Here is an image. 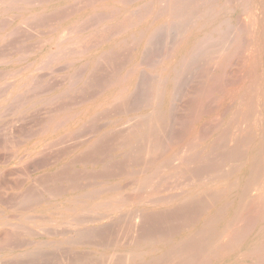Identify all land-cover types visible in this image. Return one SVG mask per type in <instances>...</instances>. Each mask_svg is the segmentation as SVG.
Instances as JSON below:
<instances>
[{
	"label": "rangeland",
	"instance_id": "rangeland-1",
	"mask_svg": "<svg viewBox=\"0 0 264 264\" xmlns=\"http://www.w3.org/2000/svg\"><path fill=\"white\" fill-rule=\"evenodd\" d=\"M263 38L264 0H0V264H264Z\"/></svg>",
	"mask_w": 264,
	"mask_h": 264
},
{
	"label": "bare ground",
	"instance_id": "bare-ground-1",
	"mask_svg": "<svg viewBox=\"0 0 264 264\" xmlns=\"http://www.w3.org/2000/svg\"><path fill=\"white\" fill-rule=\"evenodd\" d=\"M253 3H254V2H253ZM247 5H248V4H247ZM70 6H71V5H70ZM85 6H86V5H85ZM91 6H92V5H91ZM74 11H75V10H74ZM247 11H248V10H247ZM247 11H245V12H247ZM75 12H76V11H75ZM247 13H248V12H247ZM55 14H56V13H55ZM244 14H245V13H244ZM249 14H250V13H249ZM66 15H67V14H66ZM247 16H248V15H247ZM250 16H251V14H250ZM250 16H248V17H250ZM177 17H178V16H177ZM245 17H246V15H245ZM253 17H254V16H253ZM56 19H57V18H56ZM244 19H245V18H244ZM249 19H250V18H249ZM249 19H248V20H249ZM251 19H252V18H251ZM241 21H242V20H241ZM254 21H255V20H254ZM254 21H253V22H254ZM226 22H228V21H226ZM247 22H248V24H249V21H246V23H247ZM251 22H252V21H251ZM224 23H225V21H224ZM248 24H247V25H248ZM251 25H252V24H251ZM251 25H249V27H250L249 29H253V28H254L253 26H252V27H253V28H252ZM237 29H238V28H237ZM200 31H201V30H200ZM244 31H245V30H244ZM72 32H73V31H72ZM72 32H71V33H72ZM252 32H253V31H252ZM65 33H67V32H65ZM68 33H70V31H68ZM253 33H254V32H253ZM63 35H64V34H63ZM65 35L67 36V34H65ZM70 35H71V34H70ZM72 35H75L74 32H73ZM205 35H206V34H205ZM251 35H252V34H251ZM68 36H69V35H68ZM61 37H62V36H61ZM63 37H65V36H63ZM253 37H254V36H252V38H253ZM59 38H60V37H59ZM70 38H71V37H70ZM256 38H257V37H256ZM60 39H61V38H60ZM60 39H59V40H60ZM64 39H66V38H64ZM74 39H75V38H74ZM203 39H204V38H203ZM222 39H223V38H222ZM263 39H264V38H263ZM254 40H255V38H254ZM70 41H71V40H70ZM201 41H202V39H201ZM59 42H61V41H59ZM65 42H67V41H65ZM65 42H63V43H65ZM202 42H203V41H202ZM81 43H82V42H81ZM217 43H218V42H217ZM225 43H226V42H225ZM254 43H255V41H254ZM254 43H253V44H254ZM198 44H199V43H198ZM198 44L196 43V46H197ZM202 44H203V43H202ZM263 44H264V43H263ZM57 45H58V44H57ZM199 45H200V44H199ZM69 46H70V45H69ZM69 46H68V47H69ZM71 46H72V45H71ZM259 46H260V45H259ZM262 46H263V45H262ZM75 47H76V45H75ZM77 47H78V46H77ZM86 47H87V46H86ZM62 48H63V47H62ZM192 48H193V47H192ZM256 48H259V47H256ZM60 49H61V47H60ZM70 49H72V48L70 47ZM73 49H74V48H73ZM73 49H72V50H73ZM252 49H253V48H252ZM252 49H251V50H252ZM254 49H255V48H254ZM259 49H260V48H259ZM63 50L65 51V49H63ZM63 50H61V52H63ZM66 50H67V49H66ZM202 50H203V49H202ZM222 50H223V49H222ZM263 50H264V49H263ZM69 51H71V50H69ZM69 51H68V52H69ZM76 51H77V50H76ZM204 51H205V50H204ZM224 51H225V50H224ZM252 51H253V50H252ZM252 51H251V52H252ZM261 51H262V50H261ZM27 52H28V51H27ZM61 52H59V53H61ZM65 52H67V51H65ZM65 52H63V53H65ZM68 52H67V54H70V53H68ZM73 52H74V51H73ZM197 52H198V51H197ZM210 52H211V51H210ZM217 52H218V51H217ZM254 52L256 53V52H257V49H255ZM61 54H62V53H61ZM65 54H66V53H65ZM74 54H75V53H74ZM205 54H206V53H205ZM55 55H56V54H55ZM26 56H27V55H26ZM48 56H49V55H48ZM50 56H51V57H49V58H52V59L55 60V56H54V55H53L54 58L52 57V55H50ZM210 56H211V55H210ZM249 56H250V55H249ZM59 57H60V56H59ZM108 57H109V56H108ZM252 57H253V56H252ZM56 58L59 59L58 57H56ZM226 58H227V57H226ZM233 58H234V57H233ZM254 58H257V57H253V59H251L250 61H252V62H253V61L256 62ZM209 59H210V58H209ZM48 60H49V59H48ZM195 60H196V59H195ZM45 61H46V60H45ZM224 61H225V60H224ZM41 62H42V61H41ZM49 62H50V61H46V64H47V63L49 64ZM51 62H53V60H52ZM191 62H192V61H191ZM246 62L248 63V61H246ZM188 63H189V62H188ZM226 63H228V62H226ZM44 64H45V63H44ZM46 64H45V66H46ZM106 65H107V64H106ZM173 65H174V64H173ZM43 66H44V65H43ZM224 66H225V65H224ZM250 66H251V65H250ZM252 66H254V65L252 64ZM221 68H222V66H221L219 69H221ZM219 69H218V71H219ZM252 70H253V67H252ZM174 71H176V70H174ZM250 71H251V70H250ZM250 71H249V72H250ZM246 72H248V71H246ZM254 72H255V70H254ZM254 72L252 71L253 74H254ZM223 73H224V72H223ZM253 74H252V77H253ZM218 75H219V74H218ZM248 75H249V74H248ZM262 75H264V74H262ZM249 76L251 77V75H249ZM217 77H218V76H217ZM143 78H144V77H143ZM246 78H247V77H246ZM261 78H262V77H261ZM144 79H145V78H144ZM209 79H210V78H209ZM239 79H240V78H239ZM252 79H253V78H251V81H254V79H253V80H252ZM88 80H89V79H88ZM181 80H182V79H181ZM245 80H246V79H245ZM160 81H161V80H160ZM255 81H256V80H255ZM213 82H214V81H213ZM213 82H212V83H213ZM244 82H245V81H244ZM254 83L257 84L256 82H253L252 84L254 85ZM249 84H251V82H250ZM249 84H248V85H249ZM35 85H36V84H35ZM39 85H40V84H39ZM90 85H91V84H90ZM156 85H157V84H155V86H156ZM153 86H154V84H153ZM251 86H252V85H251ZM254 86H255V85H254ZM254 86H252V87H254ZM241 87H242V86H241ZM252 87H251L250 89H252ZM257 87H258V86H257ZM257 87H256V88H257ZM152 88H153V87H152ZM159 88H160V87H159ZM162 88H163V87H162ZM246 88H247V87H246ZM38 89H39V88H38ZM241 89H242V88H241ZM254 89H255V88H254ZM254 89H252V90H253V93L250 92V93H252V95H253V94L256 95V92H254V91H255ZM30 90H31V89H30ZM205 90H206V89H205ZM221 90H222V89H221ZM154 91H155V92H153L154 95L151 94V95H152V99H153V96H155L158 92H160L159 90H158L157 93H156V90H154ZM223 91H224V90H223ZM256 91H257V89H256ZM178 92H180V91H178ZM247 92L249 93V89H248ZM155 93H156V94H155ZM160 93H161V92H160ZM203 93H204V92H203ZM248 93H247V94H248ZM250 93H249V94H250ZM257 93H258V92H257ZM262 93H263V92H262ZM179 94H181V93H179ZM162 95H163V94H162ZM176 95H177V93H176ZM203 95H204V94H203ZM243 95H244V93H243ZM252 95H251V96H252ZM178 96H179V95H178ZM209 96H210V94H209ZM222 96H223V95H222ZM249 96H250V95H249ZM251 96H250V99L252 98L251 100H254L253 96H252V97H251ZM131 97H132V96H131ZM158 97H160V96H158V94H157V97L154 98L153 100H155V99H156V100H159V99H157ZM241 97H242V96H241ZM215 99H216V98H215ZM234 99H235V98H234ZM245 99H246V98H245ZM247 99H248V100H247L246 104H247L248 101H249V98H247ZM251 100H250V101H251ZM263 100H264V99H263ZM254 101H255V100H254ZM219 102H220V100H219ZM251 102H252V103H251ZM251 102H249V103L254 104L253 101H251ZM255 102H256V101H255ZM157 103H158V102H157ZM249 103L247 104L248 106H245V107H248L249 111L251 112V108H254V106L251 107V106H250L251 104L249 105ZM101 105H102V104H101ZM157 105H159V104H156V106H157ZM229 105H230V104H229ZM242 105H245V104H242V101H241V98H240V100H239L238 103H237V108H235V109H236V110H238V109L240 110V107H241ZM255 105H256V104H255ZM262 106H263V105H262ZM262 106H261V107H262ZM111 107H112V106H111ZM141 107H142V106H141ZM231 107H232V106H231ZM229 108H230V107H229ZM229 108H228L227 110H229ZM241 108H242V107H241ZM243 108H244V106H243ZM255 108H256V107H255ZM255 108H254V109H255ZM56 110H57V109H56ZM244 111H245V110H244ZM249 111H247L245 115H244V114L241 115L242 118H243V120H244L245 118H248V120L245 119V121H246L247 123H248V121L250 120V118H249V116H248V112H249ZM253 111H254V112H253ZM111 112H112V111H111ZM225 112H226V111H225ZM242 112H243V111H242ZM263 112H264V111H263ZM227 113H228V112H227ZM236 113H237V112H236ZM239 113H240V112L238 111V115H239ZM251 113H252V114L255 113V110L252 109V112H251ZM118 114H119V112H118ZM197 114H198V113H197ZM220 114H221V113H220ZM259 114H260V111H259ZM135 115H136V114H135ZM139 115H140V114H139ZM236 115H237V114H236ZM249 115H250V117H252L251 119L253 120V117L256 116L257 114H256V115L253 114L254 116H252L251 114H249ZM224 116H225V115H224ZM233 116H235V115L233 114L232 117H233ZM244 116H245V118H244ZM210 117H211V116H210ZM232 117H231V118H232ZM256 117H257V116H256ZM260 117H261V116H260ZM86 118H88V117H86ZM215 118H216V117H215ZM234 118H235V117H234ZM234 118H233V119H234ZM236 118H237V119L234 120L235 122L233 121V123H237L238 121H240V120H239L240 118H239V119H238V117H236ZM194 119H195V118H194ZM221 119H222V118H221ZM260 119H261V118H260ZM216 120H217V119H216ZM237 120H238V121H237ZM241 120H242V119H241ZM211 121H213V120H211ZM261 121H262V120H261ZM261 121H259V122H261ZM209 122H210V120H209ZM220 122H221V121H220ZM246 122H244V121L241 122L242 125H240V123H239V126H241V129H242L243 123H245L246 126L248 125ZM211 123L214 124L215 122H214V121H213V122H210V123L207 122L206 124H210V125H211ZM216 123H217V121H216ZM89 124H90V123H89ZM106 124H107V123H106ZM245 124H244V126H245ZM256 124H257V123H256ZM260 124H262V123H260ZM214 125H215V124H214ZM217 125H219V121H218ZM228 125H229V124H228ZM228 125H227V126H228ZM234 125L236 126V124H233L232 128L234 127ZM249 125H251V127H252V125H254V123L249 124ZM249 125H248V126H249ZM211 126H212V125H211ZM211 126H210V127H211ZM227 126H226V127H227ZM239 126H238V127H239ZM244 126H243V127H244ZM246 126H245V128L249 129L248 126H247V127H246ZM217 127H219V126H217ZM238 127H236V128H238ZM251 127H250V128H251ZM253 127H254V126H253ZM228 128H230V127H228ZM228 128H227V129H228ZM257 128H258V126H257ZM263 128H264V127H261V129H263ZM209 129H210V128H209ZM211 129H212V128H211ZM211 129H210V130H211ZM225 129H226V128H225ZM233 129H234V131H235V127H234ZM259 129H260V128H259ZM259 129H258V130H259ZM154 130H155V129H154ZM156 130H157V129H156ZM210 130H209V131H210ZM214 130H215V129H214ZM243 130H244V129H243ZM249 130H251V129H249ZM258 130H257V131H258ZM119 131H120V130H119ZM152 131H153V130H152ZM215 131H216V130H215ZM234 131H233V132H234ZM211 132H213V130H212ZM211 132H210V134H211ZM251 132H252V131H251ZM254 133H255V132H254ZM210 134H208V135L210 136ZM157 135H158V134H157ZM249 135H250V134H249ZM225 136H226V135H225ZM230 136H231V135H230ZM255 136H257V135L255 134ZM260 136H261V134H260ZM260 136L258 135L257 137H260ZM105 137H106V136H105ZM119 137H120V136H119ZM158 137H159V136H158ZM234 137H235V136H234ZM241 137H242V136H241ZM148 138H149V137H148ZM151 138H152V136H151ZM230 138H231V137H230ZM253 138H254V137H253ZM96 139H97V138H96ZM220 139H221V138H220ZM226 139H227V137H226ZM241 139H242V138H241ZM255 139L257 140V138H255ZM160 141H161V140H160ZM232 141H233V140H232ZM262 141H263V140H262ZM97 142H98V141H97ZM66 143H67V142H66ZM95 143H96V142H95ZM234 143H235V142H234ZM253 143H254V142H253ZM253 143H252V144H253ZM187 144H189V143H187ZM226 144H227V143H226ZM87 145H91V144H87ZM87 145H86V146H87ZM91 146H92V145H91ZM91 146H90V147H91ZM184 146H185V145H184ZM184 146H181V147H184ZM262 146H263V145H261V148L264 147V146H263V147H262ZM55 148H56V147H55ZM88 148H89V146H88ZM136 148H137V147H136ZM186 148H187V147H186ZM186 148H182V149H184V151L182 150L183 153H185V149H186ZM155 149H156V148H155ZM159 149H160V147H159ZM170 149H171V148H170ZM243 149H244V148H243ZM248 149H249V148H248ZM179 150H181V149H179ZM217 150H218V149H217ZM260 150H261V149H260ZM142 151H143V150H142ZM175 153H176V152H175ZM180 153H181V152H180ZM180 153H179V154H180ZM263 153H264V152H263ZM55 154H56V153H55ZM176 154H178V152H177ZM179 154H178V155H179ZM181 154H182V153H181ZM181 154H180V155H181ZM185 154H187V153H185ZM185 154H184V155H185ZM228 154H229V153H228ZM240 154H241V153H240ZM158 155H159V154H158ZM61 156H62V154H61ZM172 156L174 157V158H173L174 161H173V160H172V161H173V162H176V161H177V159H175L176 157H175L174 155H172ZM45 157H46V156H45ZM181 157H182V160H183V155H181ZM224 157H225V156H224ZM179 158H180V156H179ZM222 158H223V157H222ZM244 158H245V156H244ZM42 159H43V158H42ZM170 160H171V158H170ZM179 160H181V158L178 159V161H179ZM215 161H216V160H215ZM168 162H169V161H168ZM170 162H171V161H170ZM183 162H184V161H183ZM222 163H223V162H222ZM258 163H259V162H258ZM167 164H168V163H167ZM170 164H173V163H170ZM191 164H192V163H191ZM218 164H219V163H218ZM164 165H166V164H164ZM175 165H176V164H175ZM198 167H199V166H198ZM198 167H197V168H198ZM214 167H215V166H214ZM163 168H164V167H163ZM199 168H200V167H199ZM233 168H234V167H233ZM154 169H155V168H154ZM164 169H165V168H164ZM170 169H171V168H170ZM27 170H28V169H27ZM168 170H169V169H168ZM215 170H216V169H215ZM201 171H202V170H201ZM203 171H204V170H203ZM78 172H79V171H78ZM159 172H160V171H159ZM164 172H165V171H164ZM196 172H197V171H196ZM231 174H232V172H231ZM193 175H194V173H193ZM209 176H210V175H209ZM166 177H167V176H166ZM106 179H107V178H106ZM263 179H264V178H263ZM143 180H144V179H143ZM254 180H255V179H254ZM259 180H260V181H259ZM261 180H262V178H260V179L257 178V182H256V183H258V182H261V183L264 182L263 180H262V181H261ZM34 181H35V180H34ZM49 182H50V181H49ZM54 182H55V181H54ZM236 182H237V181H236ZM236 182H235V183H236ZM145 183H146V182H145ZM195 183H196V182H195ZM256 183L254 182V185H255V189H254V190H257L258 193H256V191H255L256 195H255V196L253 195L255 198H254V197L252 198V200H253L252 202H253V203L256 202V203H258V205H259L260 203H262V206H263V205H264V192H263L262 190H264V184H261V183H260V184L256 185ZM47 184H48V183H47ZM129 184H130V183H129ZM249 184H250V183H249ZM130 185H131V184H130ZM147 185H148V184H147ZM149 185H150V184H149ZM222 185H224V184H222ZM230 185H232V184H230ZM251 185H253V183H252ZM254 185H253V187H254ZM17 186H18V185H17ZM235 186H236V185H235ZM240 186H241V185H240ZM125 187H126V185H125ZM125 187H123V188L125 189ZM127 187H129L128 184H127ZM150 187H151V186H150ZM229 187H231L230 189H234V188H236V187L232 188V186H228V188H229ZM147 188H148V187H147ZM166 188H167V187H166ZM225 189H226V190H225ZM225 189L223 188L222 191L220 190V191H221L220 193L223 194V192H224L223 190H225V192H226V191H227V188H225ZM115 190H116V189H115ZM121 190H123V189H121ZM151 190H152V189H151ZM163 190H164V189H163ZM228 190H229V189H228ZM247 190H248V189H247ZM229 191H230V190H229ZM231 191H232V190H231ZM233 191H234V190H233ZM252 191H253V190H252ZM106 192H107V191H106ZM108 192H109V191H108ZM115 192H117V191H115ZM262 192H263V193H262ZM87 193H88V192H87ZM87 193H86V194H87ZM112 193H113V192H112ZM107 194H108V193H107ZM115 194H116V193H115ZM229 194H230V193H229ZM250 194H251V191H250V193H249L248 195L250 196ZM244 195L247 196V194H244ZM251 195H252V194H251ZM82 196H83V194H82ZM86 196H87V195H86ZM174 196H175V195H174ZM223 196H224V195H223ZM249 196H247V197H249ZM84 197H85V195H84ZM134 197H135V196H134ZM176 197H178V196H176ZM221 197H222V196H221ZM240 197H241V196H240ZM240 197H239V198H240ZM251 197H252V196L249 197V200H251V199H250ZM77 198H79V197H77ZM80 198H81V197H80ZM239 198H238V199H239ZM242 198H243V196H242ZM51 199H52V198H51ZM64 199H65V198H64ZM75 199H76V198H75ZM96 199H97V198H96ZM108 199H109V198H108ZM159 199H160V198H159ZM245 199H247V198L245 197ZM245 199H244V200H245ZM3 200H4V199H3ZM70 200H71V199H70ZM90 200H91V199H90ZM94 200H95V199H94ZM114 201H115V200H114ZM136 201H137V200H136ZM138 201H139V200H138ZM242 201H243V199H242ZM242 201L240 200V202H239V204L237 205V207L243 205V204H242ZM72 202H73V201H72ZM110 202H111V201H110ZM246 202H247V201H246ZM252 202H251V203H252ZM76 203H77V202H76ZM80 203H81V202H80ZM80 203H79V204H80ZM84 203H85V202H84ZM91 203H92V202H91ZM91 203H90V204H91ZM102 203H103V202H102ZM105 203H106V202H105ZM112 203H114L113 200H112ZM240 203H241L242 205H241ZM243 203H245V201H244ZM247 203H248V202H247ZM249 203H250V201H249ZM249 203H248V204H249ZM253 203H252V204H253ZM81 204H82V203H81ZM248 204L246 205V203H245L243 207H245V206L247 207ZM252 204H251V205L249 204L250 207H252ZM73 205H74V204H73ZM77 205H78V203H77ZM82 205H83V204H82ZM85 205H86V203H85ZM93 205H94V204H93ZM97 205H98V204H97ZM97 205H96V206H97ZM102 205H104V203H103ZM105 205H106V204H105ZM105 205L103 206V208L105 207ZM109 205H111V203H110ZM255 205H256V204H255ZM255 205L253 204V207H252L253 209H254V208L257 209V206H258V205H256V207H255ZM107 206H108V205H107ZM116 206H117V205H116ZM223 206H224V205H223ZM259 206L261 207V204H260ZM259 206H258V207H259ZM91 207H92V206H91ZM91 207H90V208H91ZM93 207H94V206H93ZM97 207H99V206H97ZM100 207L102 208V206H100ZM227 207H228V206H227ZM243 207H242V208H243ZM90 208H89V209H90ZM110 208H111V207H110ZM118 208H119V207H118ZM221 208H222V207H221ZM252 208H251V209H252ZM262 208H264V206H263ZM82 209H83V208H82ZM99 209H100V208H99ZM112 209H113V208H112ZM239 209H240V208L238 207V210H239ZM85 210H86V209H85ZM95 210H97V209L95 208ZM105 210H106V209H105ZM109 210H110V209H109ZM238 210H237V212H239ZM243 210H245V208H244ZM97 211H98V210H97ZM97 211H96V213H97ZM114 211H115V209H114ZM249 211H250V210H249ZM254 211H256V210L254 209ZM262 211H264V209H263ZM76 212H77V210H76L74 213H76ZM93 212H94V211H93ZM93 212H90V213H93ZM101 212H102V211H101ZM107 212H108V211H107ZM109 212H110V211H109ZM112 212H113V211H112ZM163 212H164V211H163ZM234 212H235V211H234ZM246 212H247V211H246ZM256 212H259V211H256ZM74 213H73V214H74ZM77 213H78V212H77ZM94 213H95V212H94ZM240 213H242V216H243V213H244V212H241V209H240ZM62 214H63V213H62ZM67 214H68V213H66V215H67ZM70 214H72V213H70ZM244 214H245V213H244ZM261 214H262V213H261ZM239 215H240V214H239ZM247 215H248V212H247V214L245 215V218H246ZM250 215H251V216H254V215L256 216V214H254V215L250 214ZM234 216H236V213L234 214ZM234 216H233V217H234ZM251 216H249L250 219H251ZM255 216H254V217H255ZM261 216H262V215H261ZM66 217H67V216H66ZM240 217H241V216H240ZM237 218H238V217H237ZM237 218H234V219L237 220ZM241 218H242V217H241ZM241 218H238V220H241ZM255 218H256V217H255ZM71 219H72V218H71ZM133 219H134V218H133ZM242 219H244V218H242ZM247 219L250 220L249 218H247ZM263 219H264V218H263ZM263 219H262V220H263ZM127 221H128V220H127ZM233 221L235 222V220L232 219V224L234 223ZM243 221H244V220H242V223H244ZM230 222H231V221H229L228 225L230 224ZM239 222H240V221H239ZM245 222H247V221L245 220ZM238 224H240V223H238ZM246 224H248V223H246ZM131 225H132V224H131ZM230 225H231V224H230ZM230 225H229V226H230ZM234 225H236V222H235ZM242 225H243V224H242ZM229 226H228V227H229ZM237 226H238V225H237ZM245 226H246V225H245ZM228 227H226L227 230H229ZM230 227H232V226H230ZM127 228H128V227H127ZM226 228H224L225 231H226ZM240 228H241V225H240ZM244 228H245V227H243V229H244ZM246 228H247V227H246ZM262 228H263V227H262ZM78 229H79V228H78ZM229 231H230V230H229ZM223 232H224V231H223ZM227 232H228V231H227ZM130 233H131V232H130ZM225 233H226V232H225ZM228 233H229V232H228ZM230 233H231V232H230ZM243 233H244V232H243ZM11 234H12V233H11ZM221 234H222V235H221ZM221 234L218 235V236H219V237H220V236H223L224 233H221ZM126 235H127V234H126ZM225 235L228 236L227 234H225ZM249 235H250V234H249ZM10 236H11V235H10ZM226 236H225V237H226ZM234 236H235V235H234ZM86 237H87V236H86ZM223 237H224V236H223ZM237 237H238V236H237ZM9 238H10V240H13L11 237H9ZM13 238L15 239V237H13ZM197 238H199V237H197ZM235 238H236V237H235ZM131 239H132V238H131ZM10 240H9V244H10V242H11ZM7 241H8V240H7ZM87 241H88V240H87ZM164 241H165V240H164ZM164 241H163V242H164ZM216 241H217V244H218V239H217ZM219 241H220V239H219ZM13 242H14V241H13ZM16 242H17V241H16ZM161 242H162V241H161ZM169 242H170V241H169ZM182 242H183V241H182ZM182 242H181V244H182ZM202 242H205V241H202ZM263 242H264V241H263ZM7 243H8V242H7ZM11 243H12V242H11ZM124 243H125V242H124ZM164 243H166V242H164ZM198 243H201V242H198ZM221 243H222V242H221ZM151 244H152V243H151ZM159 244H160V243H159ZM205 244H206V243H205ZM242 244H243V242H242ZM15 245H16V244H15ZM130 245H131V244H130ZM222 245H223V244H222ZM145 246H146V244H145ZM180 246H181V245H180ZM180 246H179V247H180ZM206 246H207V245H206ZM206 246H205V247H206ZM152 247H153V246H152ZM173 247H174L173 249H175V248L179 249L178 246H177V247H176V246H173ZM226 247H227V246H226ZM212 248H213V247H212ZM212 248L210 249L211 252H212ZM222 248H223V246H222ZM252 248H253V247H252ZM141 249H142V248H141ZM170 249H172V248H170ZM201 249H202V248H201ZM255 249H256V248H255ZM193 250H195V249H193ZM193 250L191 249V251H190L189 248H188V251H187V250H186V251H187V252H189V251H190V252H193ZM197 250H199V249L197 248ZM197 250H195V251H197ZM210 250H209V251H210ZM213 250H215V249L213 248ZM219 250H220V249H219ZM135 251H136V249H135ZM150 251H152V250L150 249ZM195 251H194V252H195ZM201 251H204V250H201ZM201 251L199 250L197 253H200ZM209 251H208V252H209ZM220 251H221V250H220ZM225 251H226V250H225ZM255 251H257V250H255ZM131 252H132V251H131ZM166 252H168V250H167ZM169 252H170V251H169ZM187 252H186L185 255L190 256V255H189L190 252H189V253H187ZM208 252L206 253V250H205V252H203V253L201 252V253H202V254H206V255L213 254V253H211V252H210V253H208ZM231 252H232V250H231ZM257 252H259V251H257ZM161 253H163V252L161 251ZM170 253H171V252H170ZM229 253H230V252H229ZM139 254H140V253H139ZM164 254H165V253H164ZM190 254H191V253H190ZM193 254H194V253H193ZM113 255H114V254H113ZM127 255H128V254H127ZM134 255L137 256L138 254L136 255L135 253H133L132 256L134 257ZM180 255H181V254H180ZM227 255H228V254H227ZM229 255H230V254H229ZM252 255H253V253H252ZM259 255H260V254H259ZM132 256H131V258H133ZM139 256H140V255H138L136 258L138 259ZM143 256H144V255H143ZM191 256H192V254H191ZM242 256H244V255H242ZM245 256H248V255L246 254ZM250 256H251V255H250ZM208 257L210 258V256H208ZM127 258H128V257H127ZM134 258H135V257H134ZM140 258H142V257H140ZM140 258H139V259H140ZM166 259H167V258H166ZM205 259H207V258L205 257ZM262 259H263V257H262ZM113 260H114V259H113ZM128 260H129V259H128ZM134 260H135V259H134ZM134 260H133V262H134ZM191 260H192V259H191ZM208 260H209V259H208ZM142 261H143V260H142ZM142 261H139V262L141 263ZM161 261H163V260H161ZM259 261H260V260H259ZM107 262H108V261H107ZM127 262H128V261H127ZM199 262H200V261H199ZM262 262H263V261H262ZM161 263H162V262H161ZM191 263H192V262H191ZM141 264H143V263H141Z\"/></svg>",
	"mask_w": 264,
	"mask_h": 264
}]
</instances>
